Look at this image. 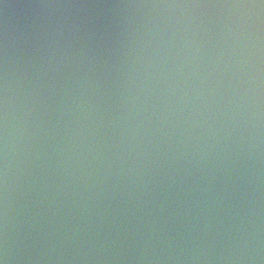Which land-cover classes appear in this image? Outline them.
<instances>
[{
  "label": "water",
  "instance_id": "95a60500",
  "mask_svg": "<svg viewBox=\"0 0 264 264\" xmlns=\"http://www.w3.org/2000/svg\"><path fill=\"white\" fill-rule=\"evenodd\" d=\"M3 264H264V0H0Z\"/></svg>",
  "mask_w": 264,
  "mask_h": 264
},
{
  "label": "clouds",
  "instance_id": "9594fccd",
  "mask_svg": "<svg viewBox=\"0 0 264 264\" xmlns=\"http://www.w3.org/2000/svg\"><path fill=\"white\" fill-rule=\"evenodd\" d=\"M0 264H3V262H2V261H0Z\"/></svg>",
  "mask_w": 264,
  "mask_h": 264
}]
</instances>
